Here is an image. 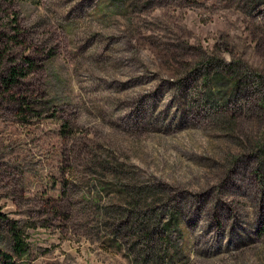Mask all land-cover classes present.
I'll list each match as a JSON object with an SVG mask.
<instances>
[{"label": "rangeland", "instance_id": "374dc122", "mask_svg": "<svg viewBox=\"0 0 264 264\" xmlns=\"http://www.w3.org/2000/svg\"><path fill=\"white\" fill-rule=\"evenodd\" d=\"M2 256L264 264V0H0Z\"/></svg>", "mask_w": 264, "mask_h": 264}, {"label": "trees", "instance_id": "16d2710c", "mask_svg": "<svg viewBox=\"0 0 264 264\" xmlns=\"http://www.w3.org/2000/svg\"><path fill=\"white\" fill-rule=\"evenodd\" d=\"M21 72L17 70H11L8 75V82L12 83L14 82V79L19 76ZM9 234L11 238V251L16 256H21L24 253V244L21 239L20 233L14 228V226L9 227ZM3 259L6 260L5 264H11V261L9 260L8 256H2Z\"/></svg>", "mask_w": 264, "mask_h": 264}]
</instances>
